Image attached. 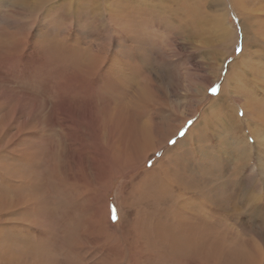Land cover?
<instances>
[{
	"label": "rangeland",
	"instance_id": "1",
	"mask_svg": "<svg viewBox=\"0 0 264 264\" xmlns=\"http://www.w3.org/2000/svg\"><path fill=\"white\" fill-rule=\"evenodd\" d=\"M263 8L0 0V264H264Z\"/></svg>",
	"mask_w": 264,
	"mask_h": 264
},
{
	"label": "bare ground",
	"instance_id": "2",
	"mask_svg": "<svg viewBox=\"0 0 264 264\" xmlns=\"http://www.w3.org/2000/svg\"><path fill=\"white\" fill-rule=\"evenodd\" d=\"M237 1H238V0H237ZM240 2H241V1H240ZM239 4H241V3H239ZM241 6H242V5H241ZM241 9H242V8H241ZM263 9H264V8H263ZM246 10H247V9H246ZM250 10H251V9H250ZM247 12H248V11H246L245 13H247ZM257 12H258V11H257ZM243 13H244V12H243ZM248 13H249V12H248ZM251 13H253V12L250 11V14H251ZM255 13H256V12H255ZM250 14H249V16H250ZM249 16H248V18H249ZM242 17L245 18V16H242ZM250 40H251V39H250ZM244 41H245V40H244ZM162 185H163V184L161 183V186H162ZM157 189H158V188H157ZM147 191L149 192V194H151V193L153 194V193H154V190L152 189V187H151L150 189H147ZM150 191H151V192H150ZM159 191H160V190H159ZM258 198H259V197H258ZM163 210H164V209H163ZM178 212H179V211H178ZM179 216H181V215H179ZM196 217H197V216H196ZM191 218H193V217H191ZM166 219H167V218H166ZM202 219H203V218H202ZM204 219H205V218H204ZM209 220H210V219H209ZM212 220H213V219H212ZM177 221H179V220H177ZM180 221H181V220H180ZM148 222H149V221H148ZM155 222H156V221H155ZM181 222H182V221H181ZM178 223H179V222H178ZM191 223H192V222H191ZM171 225H172V224H171ZM194 225H195V224H194ZM194 225H193V226H194ZM153 226H154V225H153ZM162 226H163V225H162ZM173 226H174V224H173ZM189 226H190V225H189ZM155 227H156V226H155ZM174 227H175V226H174ZM176 227H177V225H176ZM178 227H179V226H178ZM194 227H195V226H194ZM160 228H161V227H160ZM162 228H163V227H162ZM190 228H191V227H190ZM156 229H157V228H156ZM154 230H155V229H153V231H154ZM157 230H159V229H157ZM176 230H177V229H176ZM178 230H179V229H178ZM180 230H181V229H180ZM186 230H187V232H188V229H185V232H186ZM166 231H167V230H166ZM166 231H164L163 233H165ZM154 232H155V231H154ZM169 232H170V231H169ZM173 232H174V231H173ZM182 232H183V231H182ZM182 232H180V233L182 234ZM157 233H158V232H157ZM166 233H167V232H166ZM176 233H177V232H176ZM169 234H173V233H169ZM181 234L178 233V236L180 237ZM183 234H184V233H183ZM156 235H157V234H156ZM158 235H159V234H158ZM175 235H176V234H175ZM158 237H159V236H158ZM158 237H157V238H158ZM168 237H169V236H168ZM176 237H177V235H176ZM159 238H161V237H159ZM159 238H158V239H159ZM165 238H166V237H165ZM169 238H170V237H169ZM181 238H182V236H181ZM154 239H155V238H154ZM160 240H161V239H160ZM185 240H186V239H185ZM156 241H157V240H156ZM162 241H163V239H162ZM159 242H160V241H159ZM165 242H166V241H165ZM181 242H182V241H181ZM185 243H186V242H185ZM166 244H168V243L166 242ZM169 244H170V243H169ZM169 244H168V245H169ZM182 244H183V243H182ZM163 245H165V243H164ZM163 245H162V246H163ZM162 246H161V247H162ZM165 246H166V245H165ZM165 246H164V248H165ZM166 247H167V246H166ZM174 247H176V246H174ZM179 247H180V246H179ZM170 248H171V247H170ZM176 248H177V247H176ZM166 250H167V249H166ZM177 250H178V249H177ZM180 250H181V249H180ZM164 251H165V250H164ZM167 251H168V250H167ZM174 251H175V250H174ZM163 254H164V253H163ZM163 254H162V255H163ZM160 255H161V254H160ZM162 255H161V256H162ZM158 256H159V255H158ZM163 257H166V256H163Z\"/></svg>",
	"mask_w": 264,
	"mask_h": 264
},
{
	"label": "snow or ice",
	"instance_id": "3",
	"mask_svg": "<svg viewBox=\"0 0 264 264\" xmlns=\"http://www.w3.org/2000/svg\"><path fill=\"white\" fill-rule=\"evenodd\" d=\"M210 91H211L212 93H216L217 88H216V87H213V88L210 89Z\"/></svg>",
	"mask_w": 264,
	"mask_h": 264
}]
</instances>
